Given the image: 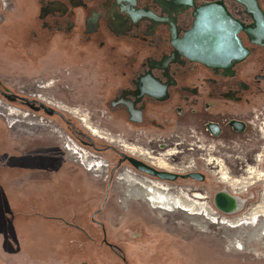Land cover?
Listing matches in <instances>:
<instances>
[{"label":"rangeland","instance_id":"374dc122","mask_svg":"<svg viewBox=\"0 0 264 264\" xmlns=\"http://www.w3.org/2000/svg\"><path fill=\"white\" fill-rule=\"evenodd\" d=\"M9 1L11 10H3L0 4V99L21 112L29 109L33 118L52 121V127L63 129L77 144L114 168L111 173L108 169L98 182L90 173L97 175L70 157L58 134L42 126H24L22 122L9 127L0 116V264H264V233L263 237L253 234L257 226H264L261 180L253 185L245 183L246 190L240 194L244 200L241 214L258 204L263 209L257 223H250L255 227L244 230L229 226L232 231L243 232V248L239 250L243 252L234 250V241L225 238V232L217 225L209 224L200 230L185 213L160 214L165 210L156 212L140 201L123 204L118 190L121 188L114 187L120 181L114 179L112 183L113 177L124 165L136 168L120 161L108 142L95 137L97 141L89 140L82 133L89 135V130L79 118L87 113L86 121L92 126L116 139L141 144L145 131L126 124L109 104L113 85L121 84L122 73L127 71L125 55L139 52L131 51L129 44L118 40L100 38L105 42L102 44L90 32L79 33L73 29L74 20L61 22L62 29L53 28L46 10L47 0ZM39 79L45 81V87L37 88L38 93L53 94L65 106L79 107L81 115L62 114L58 108L30 96L34 82ZM22 89L30 93L23 94ZM252 103L245 107L230 105L227 109L230 115L252 120V108L264 106V95ZM225 110L217 106L208 115L200 112L188 116L187 112L184 119L170 111L171 124L178 131H146L149 138L178 134L185 140L183 146L165 147H176L181 152L170 156L167 162L176 166L193 161L195 167L172 172L179 180L163 182L189 186L207 196L214 208V195L230 188L219 182L218 168L204 162L206 156L194 147L195 143L208 148L213 145L215 149L219 144L220 153L214 157L222 159L234 177H245L246 168L254 163L246 155H224L225 147L228 152L231 150L227 146L252 150L254 156L261 157L258 169L264 170V139L260 131H255L259 136L256 141L252 137L254 131L241 136L226 129L224 135L212 138L202 130L204 117L216 122ZM5 111L12 114L11 110ZM192 136L202 142H193ZM165 149L158 151L162 153ZM197 171L204 172L200 180L181 177ZM108 174H112L111 179Z\"/></svg>","mask_w":264,"mask_h":264},{"label":"flooded vegetation","instance_id":"af4514ba","mask_svg":"<svg viewBox=\"0 0 264 264\" xmlns=\"http://www.w3.org/2000/svg\"><path fill=\"white\" fill-rule=\"evenodd\" d=\"M244 1H247L250 6L255 3L264 17V0ZM47 3L46 10L50 15L49 19L53 22V28L62 29L61 22L74 20L73 29L79 30V33L85 31L90 32L97 39L108 37L107 39L110 40H118L129 44L127 47H131V51L139 52L135 55L131 54L132 56L125 55L127 71L122 73L123 82L113 85L114 94L109 98V104L117 117L126 124L145 131L144 137L140 138L141 144H132L122 139H116L104 130L85 121L83 125L91 132L88 131L90 138L95 137L108 142L116 154H118L117 151L126 153V155L131 154L157 169L175 173L195 167L193 161L187 162L188 164L174 165L175 167L167 162L170 156L181 152L176 147L169 149H165V147L168 148L172 144L183 146L185 140L180 139L178 134H170L167 137H162L161 134L152 135L150 138L146 136V131L168 133L173 130L175 133L176 128L174 127L176 126L173 127L174 124H171L170 111H174L177 116L184 119L187 112L188 116L198 115L200 112L208 115L212 108L222 107V110H226L225 112L221 111L219 121L213 122L206 117L202 119L201 128H204L202 130L208 132L207 134L212 138L224 135L226 129L241 136L254 131L253 139L259 140L255 131L258 130L264 119V106L258 105V107L252 108L253 118L257 120L259 117L262 118L259 121L230 115L227 107L230 105L250 106L253 104V100L264 95V36L262 37L264 29L252 34L239 31L237 36L242 46L247 49L246 57L241 60L234 57L229 61L225 59L213 66L187 58L174 44V34L182 37L188 29L193 27L196 8L208 4L222 5L232 19L243 26L254 29L257 21L239 0H47ZM11 9L12 7H8L6 10ZM103 39L100 41L105 44ZM33 89L37 91L36 82H34ZM50 95L54 97L53 94ZM42 96L43 101L47 104L58 108L59 111L60 109L67 110L71 116L77 117L75 110H68L63 102ZM0 102L3 103H0V116L6 119L9 127L14 128L20 122H22L21 125L28 127H46L51 132L58 134L63 147L71 154L70 157L73 160L97 175L94 176L89 172L93 178L100 180V177L106 173V168H102L103 161L95 160L89 149L77 144L75 140L67 136L63 129L46 125L39 119L33 118L28 110L21 112L1 99ZM7 109L11 110L12 114L6 112ZM161 137L165 143L161 142ZM95 138L93 141L96 140ZM155 140L156 143H154ZM175 140L181 141L175 143ZM191 140L196 142V136H192ZM143 145L144 148H142ZM194 145L198 148L197 150L205 154L204 162H207L206 164H215L217 167L214 156L220 153L219 144L217 145L218 150L213 145H210L209 148H199L196 144ZM235 147L227 146L232 150L230 152L225 147L224 155H229L228 153L234 156L254 155L252 150L243 151ZM160 148L165 151L160 153L158 151ZM118 157L120 160L119 154ZM210 161L211 163H209ZM218 167L219 170H223V172L219 171V173L221 172L220 180L230 184L236 192H244V188L251 184L252 178L264 179V173L257 172L256 168L254 170L249 168L246 177L231 180L227 171H224L226 167L221 164ZM113 168L114 166L109 167L110 173ZM172 169L176 171H171ZM136 170L124 165L118 170L120 172L118 176H114L112 180V183L114 179L120 181L119 184L116 181L114 187L121 188L118 190L124 205H128L130 201H140L148 204L156 212L165 210V213L160 214L169 215L168 213H170V215L178 216V213L182 212V214H187V219L200 230L208 228L209 224L217 225L225 232V238H231L232 242L234 241L235 250L243 252L239 251L243 248L241 241L243 232L232 231L229 226L230 228L249 229L252 225L251 221L257 223L256 221L261 217L258 212L263 209L259 204L257 205L258 210L255 211L258 213L257 218L256 213H253L252 210L250 213H242L233 217L221 216L202 195H191V189L188 186L170 185L156 176H150L140 171L138 174L135 172ZM197 173L204 177V172L197 171ZM110 176L112 177L111 174ZM182 179L185 178L182 177ZM177 180H179L178 177L169 182ZM219 212L221 213V211ZM215 215L217 216L216 220ZM164 216L157 215L158 218ZM263 232L264 226H257L253 230V234L259 237Z\"/></svg>","mask_w":264,"mask_h":264},{"label":"water","instance_id":"95a60500","mask_svg":"<svg viewBox=\"0 0 264 264\" xmlns=\"http://www.w3.org/2000/svg\"><path fill=\"white\" fill-rule=\"evenodd\" d=\"M247 7V12L257 21L254 29L243 26L238 21L232 19L222 5L208 4L196 8L195 20L192 28L188 29L182 37L174 34V44L181 53L191 60L199 61L206 65L229 61L231 58L241 60L246 57L247 49L242 46L237 36L239 31L252 34L264 29V17L261 10L254 3L250 6L247 1L239 0ZM253 7V9H252ZM264 36V33L262 37ZM123 160L127 159L138 171L156 176L163 180H174L179 177L177 174L157 169L141 160L121 153ZM181 177H190L200 180L203 176L197 172H191ZM111 179V178H110ZM110 181H108L109 185ZM232 197L225 190L214 195L216 205L218 199L223 204ZM218 208V206L216 205Z\"/></svg>","mask_w":264,"mask_h":264},{"label":"bare ground","instance_id":"6f19581e","mask_svg":"<svg viewBox=\"0 0 264 264\" xmlns=\"http://www.w3.org/2000/svg\"><path fill=\"white\" fill-rule=\"evenodd\" d=\"M0 4H1V7H2V9L4 10H6L8 7H10V5H11V3H10V1L9 0H0ZM36 82V87L37 88H42V87H45V81H43L42 79H39V80H37V81H35ZM49 84L47 83L46 84V86H48ZM49 87V86H48ZM22 91L24 92L23 94H27V93H30V92H26L24 89H22ZM31 95L30 96H32V97H35L36 99H38V100H40V101H42L41 103H43V104H47L46 102H44L43 100V96H42V94H40V93H38L37 91H35V90H33L31 93H30ZM45 96H47V97H50V99L51 100H56L57 102H60V101H58L57 99H55L52 95H45ZM40 101H38V102H40ZM1 104H3L2 102H0ZM64 105V104H63ZM66 108H68V110H75V113L76 114H80L81 115V113L83 112L79 107H77V108H75V107H73V108H70V107H67V106H65ZM29 110V109H28ZM30 111V110H29ZM63 111H65V112H67V110H61L60 109V113H62V114H64V112ZM66 114H68V115H70V113L69 112H67ZM39 118V117H38ZM79 119H81L82 120V122L83 123H85V121L86 120H88V114L87 113H84V115H83V117H81V118H79ZM40 121H42L43 123H45V124H47V125H49V126H53L54 125V123H52V121H48L47 119H45V118H40L39 119ZM67 122V120H66V118L64 119V122ZM65 122V123H66ZM70 125L72 124L71 122H68ZM258 131H260V133H261V137L264 139V124H262L261 123V125H260V127L258 128ZM82 133H84V132H82ZM91 133V132H90ZM84 135L87 137V138H89V140H92V138H90L87 134H85L84 133ZM67 136L69 137V135L67 134ZM197 141V143L199 142V143H201L202 141L200 140V139H196ZM85 143V142H84ZM196 144V143H195ZM196 146L197 147H199V148H204V147H201V146H199V145H197L196 144ZM113 149V148H112ZM118 152V154L121 156V159H120V161H124L123 160V157H122V152H120V151H117ZM92 155H93V158H95V160L97 159V160H101L102 159V157H99L98 155H96V154H94V153H91ZM125 154V153H124ZM246 156H249V154H246ZM243 157H245L244 155H243ZM242 157V158H243ZM250 158H252L253 159V163H254V165L253 166H249V167H247L246 168V173H248L249 172V168H252V170H254V168H256L257 169V172H259V173H264V170H259L258 169V167H259V162H260V160H261V157L259 156V155H256V156H254V155H250L249 156ZM215 160H214V162L217 164V167H218V165H222V166H224V167H226L225 165H224V162H223V160L222 159H220V158H214ZM101 161H103V159L101 160ZM218 161V162H217ZM143 162V161H142ZM207 163V162H206ZM209 163H211V161L209 162ZM184 164V163H183ZM188 164V163H187ZM109 164L107 163V161L105 162V160L103 161V167L102 168H106V174H107V171H108V169H109ZM226 169V170H225ZM224 169V171H227V173L229 174V177H230V179L232 180V179H238L239 180V178L238 177H234V176H232L231 174H230V172H229V170H228V168L226 167ZM124 171V170H123ZM219 171H221V172H223V170H219V167H218V173H219ZM136 173H138V174H140V172H137V171H135ZM220 172V173H221ZM120 172L118 171L117 173H116V175L115 176H118V174H119ZM219 173V176H218V179H219V182H221V183H223V184H225L226 186H228L229 188H230V190L228 189L227 190V188L225 189V191L227 192V193H229V195L230 196H232V197H229L228 198V202L226 201L225 203H221L220 202V200L218 199V201H217V203H216V205L218 206V208L217 207H215V210L221 215V216H225V217H233V216H236V215H239V214H241V212H242V210H240L241 209V207L243 206V202H244V200L242 199V197L240 196V194H242L243 192H236L234 189H233V187L230 185V184H228V183H225V182H222L221 180H220V176H221V174ZM106 174H105V176H106ZM141 175H145V174H141ZM246 176H247V174H246ZM245 176V177H246ZM243 176H241L240 178H242ZM108 178V177H107ZM114 178V177H113ZM253 180H252V182H251V184L250 185H253L254 183H257V182H259V179H254V178H252ZM229 180V179H228ZM261 181H263L264 182V179L262 178V179H260ZM256 181V182H255ZM189 187V186H188ZM189 189H190V187H189ZM246 190V187L244 188V191ZM263 191H264V188H263ZM263 191H262V193H263ZM195 194H198V195H202V193H200V192H198V191H196V190H193V189H191V195H195ZM203 197H204V199H206L207 198V196H205L204 194L202 195ZM261 199H264V193H263V195L261 194ZM214 208V207H213ZM254 208V207H253ZM240 210V211H239ZM251 210H252V212L253 213H256L255 211L256 210H258L257 209V206L254 208V209H252V208H250V209H248L247 211H245L244 213H247V212H251ZM219 211H221V213L219 212ZM260 212V211H259ZM258 212V213H259ZM258 213H256V218L258 217L257 215H258ZM231 214V216H229ZM262 216V215H261ZM216 218H217V216L215 215V220H216ZM223 218V217H222ZM221 218V219H222ZM214 220V221H215ZM264 233V232H263ZM263 233H260L261 235H260V237L262 236V234ZM242 237V236H241ZM263 237V236H262ZM235 250V249H234ZM234 250H231V251H234Z\"/></svg>","mask_w":264,"mask_h":264},{"label":"crops","instance_id":"0c3cea01","mask_svg":"<svg viewBox=\"0 0 264 264\" xmlns=\"http://www.w3.org/2000/svg\"><path fill=\"white\" fill-rule=\"evenodd\" d=\"M67 161H68V160H67ZM68 162H70V161H68ZM71 163H72V162H71ZM74 164H75V163H74ZM80 167H81V166H80ZM88 173H89V172H88ZM93 179H95V178H93ZM95 180L99 182L98 179H95ZM107 186H109L108 183H107ZM106 190H107V187H106ZM106 198H107V196H104V200H105ZM104 200H103V201H104Z\"/></svg>","mask_w":264,"mask_h":264},{"label":"trees","instance_id":"16d2710c","mask_svg":"<svg viewBox=\"0 0 264 264\" xmlns=\"http://www.w3.org/2000/svg\"><path fill=\"white\" fill-rule=\"evenodd\" d=\"M70 132V131H69ZM71 134V133H70ZM72 135V134H71ZM72 137H73V135H72ZM112 175V174H111ZM108 177H110L111 178V176H110V174H108Z\"/></svg>","mask_w":264,"mask_h":264},{"label":"built area","instance_id":"2783aa9c","mask_svg":"<svg viewBox=\"0 0 264 264\" xmlns=\"http://www.w3.org/2000/svg\"><path fill=\"white\" fill-rule=\"evenodd\" d=\"M262 124H264V119L262 120Z\"/></svg>","mask_w":264,"mask_h":264}]
</instances>
